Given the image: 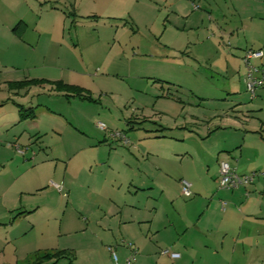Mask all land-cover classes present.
Returning <instances> with one entry per match:
<instances>
[{
  "label": "crops",
  "instance_id": "crops-1",
  "mask_svg": "<svg viewBox=\"0 0 264 264\" xmlns=\"http://www.w3.org/2000/svg\"><path fill=\"white\" fill-rule=\"evenodd\" d=\"M4 1L10 9L16 0H0V36L12 42L17 32L3 13ZM163 1L175 9L171 15L181 17L180 0ZM210 2L203 6L215 16L209 25L215 35L206 39L230 43L215 55L222 57L216 65L231 77L221 106L212 107L201 123L197 115L182 123L181 115L173 119L163 112L166 123L158 124L157 133L145 128L133 145L70 147L61 142L67 111L52 103L59 99L67 108L69 96L50 83L73 85L70 80L50 65L42 68L44 73L0 79V176L6 179L0 184V227L5 240L8 244L52 224L60 207L56 218L67 236L57 247H39L15 260L2 255L0 264H26L37 254L57 250H66L71 264H126L130 255L135 256L131 264H264V86L249 95L242 62L248 48L264 53V0H222L219 7L218 0ZM216 14L238 21L221 25ZM29 80L44 82L10 86ZM220 160L238 174H259L247 185L219 188ZM181 180L190 183V196L181 193ZM166 249L179 256L163 254Z\"/></svg>",
  "mask_w": 264,
  "mask_h": 264
},
{
  "label": "rangeland",
  "instance_id": "rangeland-1",
  "mask_svg": "<svg viewBox=\"0 0 264 264\" xmlns=\"http://www.w3.org/2000/svg\"><path fill=\"white\" fill-rule=\"evenodd\" d=\"M206 2L180 0L176 8L183 18H177L171 15L175 9L160 0H16L10 9L4 1L3 13L17 33L12 42L0 36V79L44 73L42 68L50 65L81 88V94L68 95L67 108L59 99L52 101L55 109L67 111L61 142L70 147L133 145L145 128L157 133L158 124L166 123L163 112L173 119L181 115L182 123L197 115L201 123L212 107L221 106L231 77L216 65L222 57L215 50H227L230 43L210 42L215 16L203 6ZM186 3L202 15L187 17L192 10ZM216 18L221 25L238 21ZM99 122L104 129L97 127ZM5 180L0 176V184ZM55 218L8 244L0 227V257L15 260L39 247L61 245L67 236ZM54 264L71 263L62 258Z\"/></svg>",
  "mask_w": 264,
  "mask_h": 264
},
{
  "label": "built area",
  "instance_id": "built-area-1",
  "mask_svg": "<svg viewBox=\"0 0 264 264\" xmlns=\"http://www.w3.org/2000/svg\"><path fill=\"white\" fill-rule=\"evenodd\" d=\"M193 6L196 8L199 5L193 4ZM263 51L261 49H252L248 48L244 51V54L242 56V62L244 65V75H243V81L246 86V90L249 93L251 97H254L256 94V91L258 88L264 86V62L262 61L263 58ZM98 127L101 129L105 128L104 123L99 122ZM13 146L15 150L18 153H24V148L21 147L17 143H13ZM219 176H218V187L219 188H225V189H233L236 188L240 184L247 185L249 184L254 177L259 174L258 172H251L249 174H238L233 167L230 166V164L225 160L219 161ZM55 187L61 191L62 186L61 184L55 183ZM181 193L184 196H190L192 194L190 183L186 180H181ZM221 206L224 208L225 202L221 201ZM128 245H131L128 243ZM109 250L111 251V255L113 258V261L115 263L118 262V257L112 247H109ZM163 254H168L172 258H176L179 256L176 252H171L170 250L166 249L162 251ZM135 256L130 255L125 259L126 264H131L132 261H134Z\"/></svg>",
  "mask_w": 264,
  "mask_h": 264
},
{
  "label": "trees",
  "instance_id": "trees-1",
  "mask_svg": "<svg viewBox=\"0 0 264 264\" xmlns=\"http://www.w3.org/2000/svg\"><path fill=\"white\" fill-rule=\"evenodd\" d=\"M13 30L17 32V26H14ZM30 82H44V81L43 80L20 81V82H14L10 84V86L23 87ZM50 83L54 85L55 90L62 91L65 93V95H71L74 92L78 94L82 93V89L74 85L65 84L61 81H55V82H50ZM64 257H68V252L66 250H57V251H54L51 253H45L42 255L37 254L34 258V261L26 263V264H48L47 262L52 259H53V262L49 264H54L56 263L57 260H59L60 258H64Z\"/></svg>",
  "mask_w": 264,
  "mask_h": 264
}]
</instances>
